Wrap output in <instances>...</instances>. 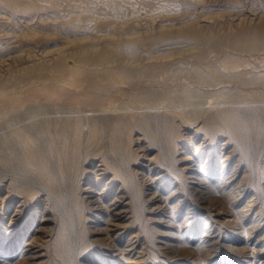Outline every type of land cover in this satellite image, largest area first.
Instances as JSON below:
<instances>
[{
    "label": "rangeland",
    "instance_id": "rangeland-1",
    "mask_svg": "<svg viewBox=\"0 0 264 264\" xmlns=\"http://www.w3.org/2000/svg\"><path fill=\"white\" fill-rule=\"evenodd\" d=\"M34 1L42 5L47 1L48 2L46 3L47 5L46 4H45L46 6L43 5L44 7L41 9L38 8V9L30 10L28 12H24V11L22 12L20 8L18 9L19 11H14L12 8L6 7V3H4V0H0V45H1L0 46V56H1L0 80H5L6 77H8L7 74L11 71L9 69V66L11 67L13 66V64H15V67L14 66L11 67V69H13L11 71L13 74L10 72V74L12 75L9 76L14 78V76L15 77L19 76V73L17 72L18 69L14 70L17 67L18 63H19V67L20 65H25V64H26L25 66H29V65L33 66V63L38 64L37 63L38 61L39 63L41 62L42 64H53L56 61H58L59 53L60 54L62 53V55L64 54L63 56L65 59L64 60L65 63H67L68 65H72L74 63V58L71 56L73 49L87 48V47L92 48L95 46L96 48H100L101 46L105 45L107 42L111 44L112 39H110V37L115 36V32L119 34H123V36H125L124 41L129 40L127 38L128 36L132 40H134L133 38L134 32L143 33L144 36H146L147 34L146 36L148 38L147 44L150 46L152 50L154 48L151 47L149 42L152 41V39L148 37V34L151 36L154 34L158 35L159 32L160 33L164 32L163 35L164 34L176 35L179 32L180 33L186 32L188 30V25L191 24V26L195 25L193 28L196 29V31L200 34H206V35L212 34V35L220 36L222 45L223 42L224 44H226L223 45L225 46V49H229V46L227 45L228 43L225 42L227 40V36L230 39L228 40L229 45L232 43L231 39L233 40L238 35H241L242 41L248 38V40H246L247 42L244 40L243 41L244 43L241 42L240 44L242 46H245V43H247V45L249 44L248 36L251 34L252 30H254V27L264 19V0H34ZM49 1L51 2V4L49 3ZM48 3L50 5H48ZM79 5H81V7ZM72 10H75L73 12H76L77 10V13L73 14ZM69 14H73V16H75L76 14V18L71 16L73 18L72 19ZM78 15L80 18L78 17ZM41 16L43 20L39 19V17L41 18ZM68 16L70 18L69 21H67ZM78 18L81 24H79V22L77 24L76 21L78 20ZM106 19H108L109 22L110 19L114 20V22L115 20L116 21L119 20V21L118 23L115 22V24H112V27L110 28L108 26H111L110 23H114V22L111 21L109 23ZM26 20H28L29 22ZM53 20L56 21L55 24L56 25L58 24L57 26L54 24ZM102 20L107 21V23L104 21L106 23V25L104 24L105 26H102L104 23ZM45 21L48 22L46 23ZM49 22L53 27L49 24ZM63 22L67 24L64 27H62ZM72 22H73L72 25L73 27L67 29V27L71 25ZM28 25H31V28L30 26L28 27ZM113 25H115L116 28L113 27ZM34 27L35 28L37 27L36 31L38 32H35ZM29 28L31 29V31H34L33 33L30 32L29 34L27 33L29 36H31L32 40L30 39V37L26 36L27 35L26 32H28L26 29ZM117 29L121 32H119ZM23 30L26 31L23 32ZM109 30H111V33ZM17 32L18 34H16ZM126 33L128 36L125 35ZM245 35L247 38L245 37ZM19 36H21V38L24 37L23 39L28 43L22 40ZM179 38H182V36H178L175 39H179ZM194 42L192 41L191 44L193 45L196 43ZM4 43H6L5 44V46H7L6 49ZM23 43L26 44V47L25 44ZM127 43L128 45L130 44L131 47L127 46L126 45ZM10 44L11 46L13 45L12 46L13 49L8 48ZM30 44L31 46H29ZM126 44H124L125 48L126 47L129 48H126L128 51L125 50L123 57L127 60V62L125 61V63L128 65L127 68L135 71L126 72L127 76L124 77L123 80L120 81L119 83L118 82L114 83V86H112L114 89H112V87H111L112 90L109 89V93H108L109 95L107 94V96L113 99L112 101L113 105L112 104L110 105L111 109L107 107V111L97 112L94 111L93 108H91L89 105H86V107L85 105H83L85 108L84 107L80 108L82 105L80 107H73V108L71 106L65 105L67 106L65 107L63 103L59 102L58 104L57 101L55 102L45 98L31 99L28 102L23 103L21 106L13 107L10 109L2 110L0 108V118H1L0 119V183L9 182V186L11 189L14 190L15 188V191L17 189L18 192L20 190L21 193L27 189L28 191L31 189L30 191L33 192L31 196L28 195L29 196L28 199H27L28 196L26 197L27 203L24 206L25 210L21 215L17 227L19 228L18 231L20 232L23 231L25 233H30V230L33 228L31 235L35 233V237H37L36 241L39 244L37 246L39 248L36 247V249H38V253H42L39 257L35 259V262H37L36 264H123V263L124 264H180L177 261L181 259L185 261L188 260L190 261V259L188 258L189 256L183 253V250H180V248H178L176 251H172V249H170L171 247L166 246V244L167 242L170 241L173 242V244L177 242V240L175 241V237H174L178 233V230L176 229H179L180 227L179 223L181 221H184L183 218L187 214L186 210H188V207H192V206H193L192 209L193 212H196L197 213L196 216L199 218L195 222V224L197 223L199 227L198 229L199 232L196 235H195V231L185 232L186 235L183 234L182 238L190 237L191 242L189 244L192 247L197 246L199 252L204 250L205 248L212 247L211 248V250L213 249L211 252L212 256H210L206 260L205 264H246V263L261 264L262 262H264V145H263L264 132H262L264 130V116L262 120L263 125L260 131V135L256 138V136L254 137L252 133L250 158L247 161L248 163L246 161L244 162L246 165L244 163H240L241 168L240 169L239 167L237 168L238 171H236L235 174L237 177L233 181V183H237L238 181L241 182H239V184H235L237 186L232 184L233 186H235V188L232 185L226 186L227 189H229V187L233 188V190H228L226 192H224V189L226 187L223 189L221 185L218 188V190L217 189L215 190L214 188H209L208 186L202 187V193L200 194L197 193V195L199 194L198 196L192 194L193 195L192 197L188 192L189 190L192 189L191 187L188 188L189 185L191 184L190 182L187 181L188 177L186 178L184 176L183 178L182 173H180L179 170H177V166H179L181 163H179V161L176 162L171 161V158L167 155V152L164 148L166 135H162V134H165L166 132V121L168 119L167 116L169 114L162 106L164 105L163 103L161 104L160 102H158L157 104L151 98V95L158 93V91H160L161 89L165 88V90H168L169 89L168 87L170 88L172 87L171 89L173 90H180V88L183 87L184 84L189 85L191 84V82L193 83V79L191 80L190 78L191 77L190 74H192V72L185 74L186 72H188L187 67L188 64L190 63L189 61L191 60V58L187 57L188 62L186 59H180V58L179 59L176 58L177 62H175L176 60H173V58L168 60L165 59V64L163 61L162 62L163 65L161 64V67L155 66L154 68V70L156 71L155 72V71H151L149 68L144 67L146 66V63H150L148 59H145L144 55L139 56L138 54L137 56L134 57V43L126 42ZM182 44H186V47L187 45L188 47L191 46L190 41L182 42ZM16 46L18 47V49L16 48ZM20 46L22 49L20 48ZM34 46L35 48H33ZM16 49L17 51L19 50L18 53ZM242 51L244 53L243 52L241 53L240 51L241 58L244 57L245 60H248L250 58L252 61L255 62L254 64H257L256 66L260 68L258 72L259 73L262 71L264 72V69L261 70L260 64L262 62H259L260 59L257 58L259 60H255L254 58H252L257 55L263 57L262 52L264 51H262V49L259 51L249 52L251 54L246 53V50H242ZM14 52L16 53L14 54ZM2 55H6V56L2 57ZM19 56L21 57V59H19L20 58ZM246 57L248 58L246 59ZM139 59L142 62L141 64H139L140 62H138ZM136 62L139 65H136L137 64ZM179 62H181L180 65L178 64ZM183 63L184 65H181ZM211 63L213 64V62ZM166 64L168 65V67L166 66ZM262 64H264V62ZM140 65H142L141 66L142 68L140 67ZM185 65H187V67ZM169 66H171L170 69H168ZM180 66L181 67L184 66V67L181 69L179 68ZM10 77H8V79ZM126 80L127 81L130 80L129 83ZM157 80H159V83H157ZM104 82L105 81L102 80L101 84ZM234 83L235 82H233L232 86L235 85ZM162 86L164 87L160 88ZM232 86L230 85L228 86V88L230 87L233 88ZM261 86H262L261 84L255 85V87H261ZM144 88H146L147 90H145ZM201 88L203 89H200L199 87V89L202 90L204 94L205 91H209L204 87ZM120 89H121L120 92L121 94H123L122 89L126 90V93L123 94L126 96L122 97V95L118 93ZM132 89L137 90L134 93H139L140 91L143 93L144 90L145 92L143 93L144 96H140L141 98L140 101L137 100H135L134 102L132 101L133 99L130 96L131 93H129L132 92ZM148 91L150 92L151 95L149 94ZM127 93H129V95ZM204 94L203 96L205 97ZM127 99L130 102L127 101ZM30 101L31 102L34 101V102L31 103ZM131 101L133 104L131 103ZM128 102L131 108H128L129 107ZM204 104H206V102ZM125 105L127 109H125L126 108ZM31 107L32 108L34 107L35 110L34 108L33 110H29L32 109ZM37 107L41 109L40 112L38 111L39 109ZM19 108H21V110ZM84 109L86 110L84 111ZM80 110H81V114H84L85 117L94 118L92 116H96V118H99L100 116H103L102 119L106 120V124L104 126L105 129L103 128L102 137H101L103 138L101 139L102 142L103 141L106 142L105 143L103 142L102 144L98 145V147L102 146L101 148H99L102 150V151L100 150L101 151L100 153L101 155L102 154L105 155L108 161L110 162V164H112L114 167H117L123 174L124 171H129L132 169L134 170V173H137L139 175L138 176L136 174V178L134 179L135 187L138 186L136 189L137 191L136 194L139 200L144 198L147 199L148 195L146 192L151 193L152 191H155L157 189L160 194L158 196L163 195L162 198L165 197L164 199L168 200V203H166V205L168 204L167 207L166 205H164L163 208H159V207L153 208L155 205L150 201H146L148 204L146 202H144L145 204L143 203L141 204L138 202V200L136 199V195L134 194V201H135L134 207L140 208L141 211L139 210V212H137L134 215L132 213V210L126 212L127 216L131 215L128 217L129 219L123 218L122 220H118V221L115 220V223L118 222L119 226L117 227L113 226L114 229L110 224L113 223L112 222L113 218L108 216L105 213V211L104 212L100 211L101 212L100 213L96 209H93V206L95 204L93 202V199L94 196L96 195H94L95 194L94 191L91 192L87 188L92 187V188H96L97 190H100L101 188L107 185L106 183L108 179L112 176L113 171L108 173L107 174L108 176L106 175L103 179H100L101 180L100 182L99 181L96 182L95 181L96 172L92 171L93 167L88 161L83 160L84 162L81 161L82 163L80 162L81 164H79L80 165L79 174L80 173L81 174L79 175L77 171L71 172L70 167L66 165L67 162H65V160L63 159L61 160L63 153L67 154V152H69L68 147L70 146L66 147L67 152H65V150L62 149L59 145L61 144L60 139H57L56 141L54 140L56 144H51L50 141L51 138H53L52 136L55 134V129L53 127L58 126L56 123L65 117L69 118V117H74V115H78L80 113ZM135 112L137 116H135ZM35 113H37L38 116L35 115ZM86 113L89 115H87ZM123 116L128 117L131 121L133 120L134 124L131 125V127L124 130L123 132H121V134L119 135L120 138L118 136V141L120 144L115 149L116 152L114 150H112L111 152V148L109 146L110 145L109 133H111V127H109L108 124H110L109 122H112V120L115 121L116 119ZM130 117H134V118H130ZM169 120H171L170 117ZM181 120L176 119V123L181 122L179 123L181 124V126L178 125L179 127L178 132L179 131L182 132L179 133V135L181 136L180 139L178 138V146H179L178 149L181 151L182 150L181 145L183 146L184 144H186L187 147L183 150L184 152L183 151L180 152L178 150V152H176L178 153L176 157H179V155L183 156L185 152L186 154L193 153L196 149L195 146L197 145V143L199 144V142L202 140L203 137L202 128H200L201 131L198 130L197 133L198 135L196 136V138L194 137L191 139L190 137L188 138L185 137L191 135V133L193 134L195 128L199 129L201 125L200 120H198V122L195 121L193 123L192 122L186 123ZM45 123L51 124L50 128L47 131L43 129ZM87 125L88 122L85 124V128H87ZM25 126H27V128ZM146 129L147 130L149 129V132ZM16 130H20L21 133H23L24 135L28 137L30 136L29 138H32V140L34 139L33 143L37 145V148H39L41 152H43L42 154L46 158L45 160L46 165H48L47 166V169H49L48 172L50 173L51 177L55 178V179L52 178L53 181L51 183L55 185L54 187H51V185L45 182L46 178L41 177L38 171H35L36 170L35 166L27 162V159L24 156H23L24 158H22L20 153L25 151L24 150L25 147L24 144H22L19 140L16 139ZM148 133H150L149 136ZM162 137H164V142ZM150 138L156 139L153 140L156 142L153 143V141ZM225 138H226V134L224 133L223 136H217L215 141L219 142L221 140H224ZM5 140L10 141L11 142L10 145H8L5 142ZM20 143L22 146L20 145ZM41 143L42 145L40 146ZM125 145L129 147L130 149L129 152H131L132 150V152L134 153L133 155L134 159L131 160L132 157L126 155V152L124 151L126 150ZM19 146L22 148H19ZM210 146L211 145H209L204 152L207 153L209 151ZM217 147H218L217 145L216 146L214 145V148ZM50 148H51L50 150L51 152L49 151ZM160 149L162 151L164 150L163 152H165V154H163L160 151ZM60 151L63 152L62 155L60 154L61 153ZM113 152H115V154ZM59 154L61 155V158L59 157L60 156ZM155 155H159V157L157 156L155 157ZM200 155L202 156L201 152ZM236 157L237 154L234 158H231V163H230L231 166H229L227 170L226 169L224 171L222 170L223 173H225V171L227 172L229 171L228 175L229 174L231 175V173H233L232 167L235 164L234 162H236ZM214 158L216 157L214 156ZM20 160L23 163H19ZM97 162L99 161H96L95 163ZM250 163H252V165ZM146 165H148L149 167V168L146 167L148 168V170L146 168H143ZM143 169L145 172L140 173L139 171ZM218 169H219V164L215 167H212L215 176H216L215 173L218 172ZM248 172L249 174L247 175ZM143 173L145 174L143 175ZM165 174L168 175L166 178H168L169 181L167 182H164L165 179L163 177L158 176V175L164 176ZM243 175L245 176L242 177ZM154 176H158L159 178L151 182L150 179H153L152 177ZM144 177H147L148 179ZM214 179H216V177H214L213 180ZM117 182L118 183L115 185L116 187H118L121 184L120 180ZM95 183H97V185ZM143 184L144 185L146 184L145 186L148 188V190H146V187ZM215 184L217 185L218 183ZM11 185L13 186V188ZM151 185H153V187H151ZM238 185H241V187H238ZM123 186L124 187L122 191L124 192V188L126 189L127 187L126 185ZM243 186L245 188L244 189L245 192L242 191V189H238V188H242ZM20 187L21 189H19ZM220 188H222L223 191L220 190ZM221 192H223L224 195L223 193L221 194ZM238 192L241 193L239 194ZM128 193L132 195V193L130 192V186ZM113 196L114 194L112 193L109 196V198H112ZM195 202L198 203L195 204ZM162 203H164V201H162ZM212 203H215V206L217 207L215 208L214 205L212 206ZM225 203H227V205ZM14 204L17 205V202L13 203L12 208L18 207L15 206ZM147 206L148 208L145 209V207ZM127 208L129 210L131 209V207L129 206H127ZM217 208L219 210H217ZM160 209L164 211L159 212ZM42 216H44L45 219L43 221H41ZM170 219H172V221ZM205 221L207 222V224H204L206 223ZM125 223L128 225V227H120L121 225H125ZM205 225L208 226L209 231L211 230L209 235L210 237L208 236L203 237L202 232H204V230L207 229L204 228ZM61 228H63L67 239L66 242L67 262H65L61 256L56 254L54 248V244H55L54 240L56 241L57 238L56 235H58V232ZM120 230H124L123 231L124 235L122 236L120 241L118 239L117 241L113 237ZM172 230L174 231L172 232ZM129 236L130 238L131 237L132 238L128 241ZM99 241L102 243H100ZM133 241L134 243L132 244ZM177 244L181 245L179 241ZM177 244H175L174 246L172 245L173 248H175ZM2 245L5 246L6 241H5V236L2 234L0 230V248ZM132 246L134 247V249L130 251L129 248H131ZM121 248H124L122 252L123 255H121L120 253ZM127 251L130 252L127 253ZM19 254H20V250H16L15 248V254L13 255L14 260H16L19 257ZM174 255L176 256L182 255V257L184 255L185 256L184 258L174 259L173 258ZM127 256H130L132 260H134L135 258V262L133 261L127 262L126 261ZM131 258L130 260L128 258V261H131ZM11 259L13 260V258ZM185 261L184 263L181 264H187V262ZM193 264H197V262Z\"/></svg>",
    "mask_w": 264,
    "mask_h": 264
},
{
    "label": "bare ground",
    "instance_id": "bare-ground-1",
    "mask_svg": "<svg viewBox=\"0 0 264 264\" xmlns=\"http://www.w3.org/2000/svg\"><path fill=\"white\" fill-rule=\"evenodd\" d=\"M4 3H6V7L12 8L14 11H19L18 9L20 8L22 10V12L23 11L28 12L30 10L38 9V8L41 9L44 7L43 5L46 4V3H44L42 5V4H40L34 0H4ZM49 3L51 4L50 1H49ZM49 3H48V5H50ZM79 6L81 7V5H79ZM82 10H83V8H82ZM73 11H75V10H72V12ZM84 11H86V10H84ZM74 13H77V10H76V12H73V14ZM73 14H69L70 17L73 16ZM41 15H42V13H41ZM73 17L76 18V14ZM78 17H79V15H78ZM26 18H27V16H26ZM65 18H66V16H65ZM79 18H78V20L76 19L77 24L79 22ZM39 19H42V16H41V18L39 17ZM67 19H68L67 21H69V19H70L69 16ZM72 19H71V21H72ZM106 20L109 22L108 19H106ZM106 20H104V21L107 23ZM26 21H28V20H26ZM67 21H65V22H67ZM111 21L114 22V20L110 19V22ZM118 21L119 20H117V21L115 20V22H117V23H118ZM105 22L103 23L102 26L106 25ZM115 22L110 23L111 26H108V25L107 26L111 28L112 24H115ZM55 23H56V21H54V24ZM49 24H50V22H49ZM79 24H81V23L79 22ZM66 25L67 24H65L64 22L62 23V27L66 26ZM72 25H73V22L71 23V25H69L67 27V29H69L70 27L72 28L73 27ZM29 26L31 28V25H28V27ZM194 26H191V24H189L188 30L186 32H183V33L179 32L176 35H174V34H168L169 36L167 34L163 35L164 32L163 33L161 32L162 34L159 32L158 35H155L153 33L154 35H151V36L148 34V37H150L152 39V41H149L151 47L154 48L152 50H151L150 46L147 44L148 38L146 37L147 36L146 33H145L146 36H144L143 33H135L134 32V37H133L134 40H132L127 35V33H128L127 32L125 35L128 36L127 38L129 40L124 41L125 36H123V34H119V33L115 32V36L110 37V39H112L111 44L107 42L105 45L101 46L100 48H96V46H95L92 48L87 47V48H77V49L75 48V49H73L71 56L74 58V63L72 65H68L67 63H65V61H64L65 59L63 56L64 54L62 55V53L60 54L58 51V53H59L58 61H56L53 64H42L41 62L39 63V61L37 60L38 64L33 63V66L32 65L31 66L30 65L25 66L26 64L24 63L25 65H20V67H19V63H18L17 67L14 70L18 69L17 72L19 73V76H17V77L14 76V78H13V77L9 76V75L13 74L11 72L13 70V69H11V67H13V66L15 67V64L12 63L13 66H11V67L9 66V69L11 70L10 72L12 74H10L9 71H8L9 73L7 74L8 77H10V78L8 79V77H6L5 80H0V108L2 110L3 109H10L13 107L21 106L23 103H26L31 99L45 98V99H49V100H52L55 102L57 101L58 104H59V102L63 103L64 106L67 105V106H71L72 108L73 107H80L81 105L82 106L80 108H83L84 107L83 105H85V107H86V105H89L91 108H93L94 111L105 112V111H107V107H109V109H111L110 105L112 104V101H113V99H111L109 96H107V94L109 93V89H111V87L114 86V83H117V82L119 83L120 81H122L123 78L127 76L126 72L135 71V70H131V69L127 68L128 65L125 63V61L127 62V60L123 57L125 50H127L126 48L131 47L130 44L128 45V43L126 44V42L134 43V57L137 56L138 54H139V56L144 55L145 59H148V61H150V63H146V66H144V67L149 68L151 71H155L154 70L155 66L161 67V64L163 61L165 64V59L168 60V59L173 58V60H176L175 62H177V59L180 58V59H186L188 62L187 57H189V58H191V60L189 61L190 62L189 64L186 63V64H188V67H187V65H185L187 67V70H188V72H186L185 74L192 72V74H190L191 77L190 76L189 77L191 78V80L193 79V83L191 82V84H189V85L184 84L183 87L180 86L181 87L180 90H173V89H171L172 87L171 88L168 87L169 88L168 90H165V88H164L155 94H153V92L151 90L153 95H151L149 92L150 88L148 91L149 94L151 95L152 100L155 103L158 104V102H160L161 104L162 103L164 104L162 106L164 107L166 112L169 114L168 116L171 118V120H169V117L166 115L168 118L166 121V132H165V134H162V135H166L164 148L167 152V155L171 158V161H175V162L179 161V163H181L179 166H177V170H179V172L182 173L183 178H184V176L186 178L188 177L187 181L191 183L190 185L188 184L189 185L188 188H190V187L192 188L188 192L192 197H193V195L198 196L200 193H202V187L208 186L209 188H214L215 190L216 189L218 190L220 185L224 189L226 186H229L232 184H234V185L239 184V182H241V181H238L237 183H233V181L237 177L235 175L236 171H238L237 168L239 167V169H240L241 168L240 163H244L245 161L247 162L249 160L252 133H253L254 137L256 136V138L260 135V131H261L262 125H263L262 120H263V116H264V72L262 71L259 73L258 71L260 68L256 66L257 64H254L255 62L252 61L250 58L248 60H245L244 57H243L244 59L241 58L240 54L243 52L242 50H246V53H248V54H251L249 52L259 51L261 49H262V51H264V19L254 27V30H252L251 34L248 36L249 37V44L248 45H247V43H245V46L240 45L241 42H243L244 40L245 41L248 40L246 35H245V37L247 39L243 38L244 39L243 41H242L241 35L236 36L233 40L231 39L232 43L230 45L228 42V40H230V39L227 36V40L225 42L228 43L227 45L229 46V49H225V46H223V45H226V44H224V42L222 45V42L220 40L221 39L220 36L212 35V34H209V35L200 34L196 31V29L193 28ZM113 27H115V25H113ZM30 28L26 29L28 31V32H26V34L27 33L29 34V32L30 33L34 32V31H31ZM36 28H35V32H38V31H36ZM38 29H39V27H38ZM26 30H23V32ZM32 30H34V29H32ZM109 31L111 33V30H109ZM119 32H121V31H119ZM147 33H148V31H147ZM16 34H18V32ZM28 34L26 36L30 37V39L32 40L31 36H29ZM150 34H152V33H150ZM245 34H247V33H245ZM21 36H19V37L21 38ZM178 36H182V38L175 39ZM23 38L24 37H22L21 39L24 40ZM21 39H20V42H21ZM11 40H13V39H11ZM166 40H169V41H166ZM28 41H30V40H28ZM163 41H165V42H163ZM186 41H190V44L192 41L193 42L195 41L196 43L194 42L195 44H193V45L191 44V46H189V47L187 45V47H188L187 48L186 44H182V42H186ZM222 41H223V39H222ZM14 42H16V41H14ZM161 42H163V43H161ZM17 43H19V42H17ZM26 43H28V42H26ZM5 44L6 43H4V46H5ZM23 44H25V43H23ZM124 44H126L129 47L125 48ZM10 46H11V44H10ZM10 46H8V48H12L13 45L11 47ZM17 46H16V48L18 49ZM29 46H31V44ZM25 47H26V44H25ZM1 48H4V47H1ZM6 48H7V46H5V49ZM20 48H21V46H20ZM33 48H35V46ZM17 49H16V51H17ZM9 51H10V49H9ZM240 51H241V53H240ZM18 52H19V50L17 51V53ZM36 52H37V50H36ZM15 53L16 52H14V54ZM30 53H31V51H30ZM5 56L6 55H2V57H5ZM257 56H259V55H257ZM257 56H255V57L251 56V57L254 58L255 60L260 59L259 62L263 63L264 62V52H262L263 57H260V56L257 57ZM8 57H6V58H8ZM22 57H23V55H22ZM16 58H17V56H16ZM247 58L248 57H246V59ZM257 58H259V59H257ZM19 59H21V57ZM142 59H143V57H142ZM21 61H23V60H21ZM6 62H7V60H6ZM138 62H140L139 64L142 63L140 61V59L138 60ZM211 62H213V64ZM180 63L181 62H179L178 64L180 65ZM184 63L181 65H184ZM262 63L260 64L261 70L264 69V64H262ZM34 64H36V65H34ZM139 64L137 63L136 65H139ZM141 66L142 65H140V67ZM166 66L168 67L167 64H166ZM174 66H175V64H174ZM176 66H177V64H176ZM170 67L171 66H169L168 69H170ZM183 67L180 66L179 68L182 69ZM186 67H185V69H186ZM162 68H163V66H162ZM175 68H178V67H175ZM187 70H185V71H187ZM13 72H15V71H13ZM168 72H169V70H168ZM248 74H250V75H248ZM3 79H4V77H3ZM102 80H104L105 82L101 84ZM129 81H127V82L129 83ZM233 82H235L234 86H232ZM157 83H159V80H157ZM254 83L261 84L262 86L261 87H255L256 84H254ZM230 85L233 88H231V87L228 88V86H230ZM163 87L164 86H162L160 88H163ZM199 87H200V89H203L201 87H204L205 89H207L209 91H205V94H204V92H202V90H200ZM135 88H136V86H135ZM112 89H114V88L112 87ZM144 89L147 90L146 88H144ZM170 89L173 91H171ZM122 90H123V94H125L126 90H124V89H122ZM136 91L137 90L132 89V92H129V93H131L130 96L133 99L132 100L133 102L135 100L140 101L141 100L140 96H144L143 93H145L144 90H143V93L141 91H140L141 93L140 92L134 93ZM120 92H121V89H120V91H118V93L120 95H122V97L126 96V95L121 94ZM154 92H155V90H154ZM129 93H127V94L129 95ZM146 93H147V91H146ZM203 94L205 95V97L203 96ZM110 96H111V94H110ZM127 101H129V100L127 99ZM132 101H131V103H132ZM33 102H31V103H33ZM129 102H128V106H129ZM205 102H206V104H204ZM36 104H38V103H36ZM31 105H33V104H31ZM126 105H125V107H126ZM67 106H65V107H67ZM71 107H69V108H71ZM33 108L29 109V110H33ZM128 108H131V107L129 106ZM132 108H134V107H132ZM14 109H17V108H14ZM19 109L21 110V108H19ZM125 109H127V107ZM20 110H18V111H20ZM34 110H35V108H34ZM85 110L86 109H84V111ZM38 111L40 112L41 109H39ZM111 112H112V110H111ZM123 113H124V111H123ZM35 115H37V113H35ZM87 115H89V114H87ZM90 116H91V114H90ZM128 116H129V114H128ZM135 116H137L136 112H135ZM92 117H94V118L85 117L84 114H81V110H80V113L78 115H74V117L63 118L62 120H60L56 123L58 126L53 127L55 129V134L52 136L53 138H51L50 141H51V144H56L54 142V140L56 141L57 139H60L62 145L61 144H59V145L62 149L65 150V152H67L66 147L70 146V147H68L69 152H67V154H64L63 152L60 151L61 152L60 154L62 155V153H63V156L61 158V155L59 154L60 155L59 157L61 158V160L63 159V160H65V162H67L66 165L68 167H70L71 172L77 171L79 174V171H80V169H79L80 165L79 164H81L82 163L81 161H83V160L88 161L91 164V166L93 167L92 171L96 172L95 173V181L96 182H98V181L100 182L101 181L100 179H103L108 173L113 171L112 176L108 179V181L106 183L107 185L104 186L103 188H101L100 190H97L96 188H92V187L87 188L91 192L94 191V193H95L94 195H96V196H94V199H93V202L95 203L93 206V209H96L99 212L105 211V213L108 216L113 218V221H112L113 223H110L112 225V228H113V226L114 227L119 226L118 225L119 223L118 222L115 223V220L118 221V220H122L123 218L126 219L129 216H131V215L127 216L126 212L132 210V213L134 215L137 212H139V210L141 211L140 208L134 207V202H135L134 201V194L136 195V199L138 200V202L141 204L142 203L145 204L144 202L150 201L151 203H153L155 205L153 208H158V207L163 208V206L166 205V203H168V200L164 199L165 197L162 198V196H163L162 194H161L162 196H158L160 194H159V191L157 189L155 191H152L151 193L146 192L148 195L147 199L144 198V199L139 200V198L137 197V194H136V192H137L136 189L138 186L135 187V184H134V182H135L134 179L136 178L137 173H134V170L131 169L129 171H124V174H123L117 167H114L112 164H110V162L108 161V159L106 158L105 155H103V154L101 155L100 152L102 150L99 148H101L102 146L98 147V145L102 144L103 142L104 143L106 142V141L102 142V140H101V139H103V138H101L102 132H103L102 130L106 124V120L102 119L103 116H100L99 118H96V116H92ZM130 118H134V117H130ZM176 119H180V120L182 119L181 121H184L186 123H190V122L193 123L195 121L198 122V120H200V122H201L199 129L195 128L193 134L191 133V135L187 134L188 136H185L186 138L190 137L191 139L194 137L196 138V136L198 135L197 134L198 130L201 131L200 128H202V130H203L202 140L199 142V144L197 143L196 146L194 145L196 149L193 153H191V154L189 153L190 155L188 153L186 154V152H185L183 156L179 155V157H176V155L178 154L176 152H178V150H179L178 149L179 148L178 138L180 139V136H181V135H179V133H182L180 131L178 132V130H179L178 125L181 126V124H179L181 122L176 123ZM132 121L128 117L123 116V117L116 119L115 121L112 120L113 123L109 122L110 124H108V126L111 127V133H109L110 134V137H109V144L110 145L109 146L111 148V152H112V150L115 151V149L119 146L120 143L118 141V136L121 134V132H123L124 130H126L127 128L131 127V125L134 124V121L133 122ZM8 122H9V120H8ZM87 122H88V125H87V128H85V124ZM141 124H143V123H141ZM19 125H20V123H19ZM50 125L51 124L45 123V125L43 126V129L45 131H47L50 128ZM149 125H150V123H149ZM25 127L27 128V126H25ZM16 128H18V127H16ZM251 129H252V131H251ZM163 130H165V129H163ZM147 131L149 132V129ZM262 132H264V130ZM224 133L226 134V138L224 140H221L219 142L215 141L217 136H223ZM70 134H71V137H70ZM149 134L150 133H148V136H149ZM146 136H147V134H146ZM29 137L24 135L23 133H21L20 130H16V139L19 140L22 144H24V147H25L24 148L25 151H23L24 153L22 152L24 155L22 153H20V155L22 156V158L25 157L27 159V162H29L31 165L35 166L36 170L35 169L34 170L38 171V173L41 175V177L46 178L45 179L46 183L51 185V187H54L55 185L51 184L53 181L52 180L53 177H51L50 173L48 172V170H49V169H47L48 165H46V162H45L46 158L42 154L43 152H41L40 149L37 148V145H35L33 143L34 139L32 140V138H29ZM38 137H40V136H38ZM156 137H157V135H156ZM119 138H120V136H119ZM162 138H163V142H164V137H162ZM151 140L153 141L156 139H151ZM181 140H182V138H181ZM5 142L8 145H10V143H11L8 140H5ZM57 142H59V141H57ZM154 142H156V141H153V143ZM192 142H191V144H192ZM231 142H232V144H231ZM21 143H20V145H21ZM212 144H213V147H212ZM41 145H42V143L40 144V146ZM209 145H211L209 148V151L207 153L204 152L205 149ZM214 145L215 146L217 145L218 147L214 148ZM186 147H187L186 144H184L183 146L181 145L182 150L181 151L179 150V151L182 152ZM19 148H22V147L19 146ZM125 148H126V150H124V151L126 152V155L127 156L129 155V157H132L131 160L134 159V156H133L134 153L132 152V150H131L132 153L129 152L130 149H129V147H127V145H125ZM164 148H161V149H164ZM161 149H160V151L163 154H165V152H163L164 150L162 151ZM50 150H51V148L49 149V151ZM104 151H105V149H104ZM115 152H113V153L115 154ZM161 152H160V154H161ZM200 152H201L202 156L200 155ZM236 154H237L236 162H234L235 164L232 167L233 173H231V175L230 174L228 175L229 171L228 172L225 171V173H223L222 170L223 171L225 169L227 170L228 167L231 166L230 165L231 158H234L236 156ZM156 156L159 157V155H155V157ZM214 156L216 158H214ZM163 157H164V155H163ZM202 157H204V158H202ZM61 160H60V162H61ZM96 161H99V162L95 163ZM19 163H23V162H21V160H20ZM218 164H219V169H218V172L215 171L216 172L215 173L216 176H215L214 171L212 170V167H215ZM250 164L252 165V163H250ZM251 165H250V167H251ZM146 167H148V165H146L143 168H146ZM148 168H146V169L148 170ZM83 170H84V168H83ZM139 172L142 173L145 171L143 169V170H140ZM35 173H37V172H35ZM150 173H149V175H150ZM144 174L145 173H143V175ZM217 174H218V176H217ZM248 174H249V172L247 173V175ZM245 175H243L242 177H244ZM158 176L163 177L165 179L164 182L169 181V179L166 178L168 176L167 174H165L164 176H161V175H158ZM158 176H154V177H152L153 179H150V178L149 179L152 182L153 180L155 181V179L159 178ZM214 177H216V179L213 180ZM260 177H261V175H260ZM144 178H147V177H144ZM53 179H55V178H53ZM119 180L121 181V184L119 186L117 185L118 187H116L115 185L118 183L117 181H119ZM142 182H144V181H142ZM46 183H44V184H46ZM76 183H77V181H76ZM215 183H218V184L216 185ZM95 184L97 185V183H95ZM224 184H225V186H224ZM123 185H126V187H127L126 188L127 190L124 188V192L122 191L123 187H124ZM188 185H186V186H188ZM129 186H130V192L132 193V195H130L128 193L129 192ZM235 186H237V185H235ZM235 186H233V187L235 188ZM244 186L242 188H238V187H241V185H238V187H236V188L242 189V191H244V189H245ZM151 187H153V185H151ZM12 188H13V186H12ZM222 188H220V190H222ZM230 188L231 187H229V189H227V187H226L224 189V192H226L228 190H233V188H231V189ZM19 189H21V187ZM52 189H54V188H52ZM238 189H237V191H238ZM30 190L28 191V189H27L21 193L20 190L18 192L17 189L15 191V188H14V190L11 189L9 186V182L0 183V230H1L2 234L5 236V241H6V245L5 246L2 245L3 247L1 246V248H0V264H36L37 262H35V259L42 254V253H38V249H36V247L39 244L36 241L37 237H35V233H33L31 235L33 228L31 227L32 229L30 230V233H25L23 231L22 232L18 231L19 228L17 227V225L20 221L21 215H22L23 211L25 210L24 206L27 203L26 197L28 195L31 196L33 194V192ZM146 190H148L147 187H146ZM174 190H176V189H174ZM35 192H36V190H35ZM143 192H144V190H143ZM112 193L114 194V196L112 198H109V196ZM197 193H199V194L197 195ZM222 193L223 192H221V194ZM215 195H217V194H215ZM223 195H224V193H223ZM28 198H29V196L27 197V199ZM212 199H214V198H212ZM162 201H164V203H162ZM14 202H17V205L16 204H14V205L18 206V207L12 208ZM198 202H195V204H197ZM225 204L227 205V203H225ZM167 205H166V207H167ZM213 205L215 206V203H212V206ZM127 206L131 207V209L129 210L127 208ZM148 206L145 207V209H147ZM243 206H246V205H243ZM199 207H201V206H199ZM216 207L217 206H215V208ZM45 208H44V210H45ZM153 208H151V209H153ZM172 208H173V206H172ZM192 209H193V206L188 207V210L185 209L187 214L184 212L186 214V216H184V218H183L184 221H181L179 223L180 227L178 226L179 229H176V230H178V233L176 236H174L175 241L177 240V242H175L174 244L171 241L167 242L166 246L171 247L170 249H172V251H176L178 248H180V250H183V253H185L186 255L189 256L188 257L190 259V261L188 260L189 263H188V261L181 259V260L177 261L180 264L184 263V261L187 262V264H193L195 262H197V264H198V262H199V264H205L206 260L210 256H212V253H211L213 250V249L211 250L212 247L211 248H205L204 250L199 252L197 246L192 247L189 244L191 242L190 237L182 238L183 237L182 235L185 234V232L195 231V235L199 232V230H198L199 227H198L197 223L195 224L196 220H198L199 218L196 216L197 213L193 212ZM160 210H159V212L164 211V210L162 211V209H160ZM217 210H219V209L217 208ZM226 210H228V209H226ZM222 211H223V209H222ZM256 212H255V214H256ZM171 216H173V215H171ZM172 219H170V220L172 221ZM233 219H235V218H233ZM43 220H45L44 216H42V218H41V221H43ZM231 221H232V219H231ZM143 223H144V221H143ZM176 223H178V222H176ZM204 224H207V222ZM29 227H30V225H29ZM29 227H27V228H29ZM120 227H128V225L125 223V225H121ZM204 228L208 229V226L205 225ZM207 229L204 230V232H202L203 237L204 236L210 237L209 235H210L211 230L209 231V229L208 230ZM35 230H37V229H35ZM107 230H109V229H107ZM123 231L124 230L118 231L114 235V237L113 236L112 237L114 239H116V240L118 239L120 241L122 236L124 235ZM173 231L174 230H172V232ZM105 232H106V230H105ZM107 235H109V234H107ZM56 236H57L56 241L54 240V242H55L54 248H55L56 254L61 256L64 259V261L67 262V259H66L67 258V256H66L67 239H66L65 232H64L63 228H61L59 230L58 235H56ZM24 238H26V239H24ZM131 238L129 236L128 241ZM136 239H139V238H136ZM126 240H127V238H126ZM207 240H204V241H207ZM178 241L181 243V245L177 244ZM100 243H102V242H100ZM107 243H109V242H107ZM133 243H134V241L132 242V244ZM175 244H177V245L175 248H173V246ZM15 248H16V250H20L19 257L16 260H14V257H13V255L15 254ZM37 248H39V247H37ZM129 249L131 251L134 249V247L132 246ZM141 249H143V248H141ZM123 250H124V248H121V252H120L121 255H123V253H122ZM130 251H127V253H129ZM184 256L182 257V255L181 256L174 255V257L173 256L172 257L174 259H177V258H184ZM11 258H13L14 261ZM126 258H127L126 259L127 262H132V261L135 262V258H134V260H132V258L130 256H127ZM128 258H129V260L131 258V261H128ZM185 259H187V258H185ZM142 260H144V259H142ZM86 262H88V261H86ZM120 263H122V262H120ZM261 264H264V262H262Z\"/></svg>",
    "mask_w": 264,
    "mask_h": 264
}]
</instances>
